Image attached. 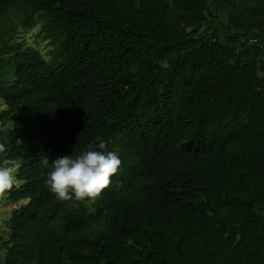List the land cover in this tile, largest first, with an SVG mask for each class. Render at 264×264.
<instances>
[{
    "label": "trees",
    "instance_id": "obj_1",
    "mask_svg": "<svg viewBox=\"0 0 264 264\" xmlns=\"http://www.w3.org/2000/svg\"><path fill=\"white\" fill-rule=\"evenodd\" d=\"M0 104L2 264H264V0H0ZM101 141L94 211L60 201L52 162Z\"/></svg>",
    "mask_w": 264,
    "mask_h": 264
},
{
    "label": "clouds",
    "instance_id": "obj_2",
    "mask_svg": "<svg viewBox=\"0 0 264 264\" xmlns=\"http://www.w3.org/2000/svg\"><path fill=\"white\" fill-rule=\"evenodd\" d=\"M5 152V145L0 143V154ZM48 162V157L42 161ZM121 164L118 154L107 151L106 142L101 141L98 146L89 145L79 155L66 154L55 159L46 183L60 201L96 199L109 187L110 178L118 173ZM17 167L13 160H0V194L18 183Z\"/></svg>",
    "mask_w": 264,
    "mask_h": 264
},
{
    "label": "rangeland",
    "instance_id": "obj_3",
    "mask_svg": "<svg viewBox=\"0 0 264 264\" xmlns=\"http://www.w3.org/2000/svg\"><path fill=\"white\" fill-rule=\"evenodd\" d=\"M13 22L12 31L9 33L11 39H9L10 43H22L24 47L33 48L41 52V54L45 57V59H49L48 56V41L44 39L42 33L40 32V23H37L34 26L25 27L22 25L21 20L11 19ZM219 25L218 22L210 21L207 23L203 35L206 36L212 32V30ZM245 46H251L253 44L260 43V37L256 33H252L247 39L243 40ZM2 105L0 104V110L2 109ZM16 126L21 129L20 125ZM18 186V183L15 185ZM7 192L4 194H0V263L2 264L1 259H3L4 252L2 254V245L4 240L7 238L5 234L7 232V222L11 216V214L15 211V207L19 205L13 206L6 199ZM89 209L94 211L93 199L88 201Z\"/></svg>",
    "mask_w": 264,
    "mask_h": 264
}]
</instances>
